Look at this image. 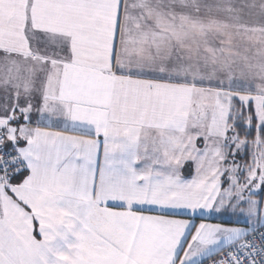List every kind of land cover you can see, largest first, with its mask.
<instances>
[{"label": "snow or ice", "instance_id": "6c2138e0", "mask_svg": "<svg viewBox=\"0 0 264 264\" xmlns=\"http://www.w3.org/2000/svg\"><path fill=\"white\" fill-rule=\"evenodd\" d=\"M205 259L264 264V0H0V264Z\"/></svg>", "mask_w": 264, "mask_h": 264}, {"label": "crops", "instance_id": "0c3cea01", "mask_svg": "<svg viewBox=\"0 0 264 264\" xmlns=\"http://www.w3.org/2000/svg\"><path fill=\"white\" fill-rule=\"evenodd\" d=\"M41 126L47 127L49 125H47L46 122H42ZM51 127L53 128V130H56V131H68L70 134H83V132L81 130H73L70 125L67 129H65L63 121H57L53 125H51ZM100 139H101V149H100V153L98 156V163H102V161H103V146H102L103 138L101 137ZM197 144H198V146H202V140H198ZM194 167H195L194 163L191 161H189L185 164V166H184L185 171L183 172L185 179H191L195 175ZM109 206L110 207H119V202H110ZM148 207L149 206H147V205L138 206L135 210H143V209H146ZM177 211H179L181 213V215L177 216L176 218L193 220L196 225H198L202 221H206L208 223H222V224L229 225V226H233V225L246 226V224H247V220L242 214L241 215H234L230 212L217 213L214 211L205 210V211H198L195 214V216H192V215L188 214L187 210H177ZM146 214L158 215L161 213L152 211V212H147ZM38 238H40V237L38 236ZM206 261H207L206 259L201 261V264H204Z\"/></svg>", "mask_w": 264, "mask_h": 264}, {"label": "built area", "instance_id": "2783aa9c", "mask_svg": "<svg viewBox=\"0 0 264 264\" xmlns=\"http://www.w3.org/2000/svg\"><path fill=\"white\" fill-rule=\"evenodd\" d=\"M204 264H209V262H208V261H206Z\"/></svg>", "mask_w": 264, "mask_h": 264}]
</instances>
